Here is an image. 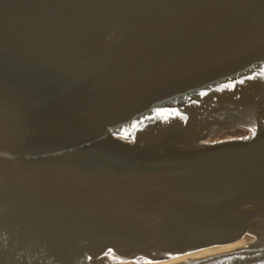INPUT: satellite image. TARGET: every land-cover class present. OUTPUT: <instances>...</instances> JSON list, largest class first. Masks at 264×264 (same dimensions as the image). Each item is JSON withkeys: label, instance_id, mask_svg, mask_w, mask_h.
Instances as JSON below:
<instances>
[{"label": "water", "instance_id": "95a60500", "mask_svg": "<svg viewBox=\"0 0 264 264\" xmlns=\"http://www.w3.org/2000/svg\"><path fill=\"white\" fill-rule=\"evenodd\" d=\"M0 264H264V0H0Z\"/></svg>", "mask_w": 264, "mask_h": 264}, {"label": "bare ground", "instance_id": "6f19581e", "mask_svg": "<svg viewBox=\"0 0 264 264\" xmlns=\"http://www.w3.org/2000/svg\"><path fill=\"white\" fill-rule=\"evenodd\" d=\"M249 244L250 243L226 247V248H209V249L197 251L194 253H190V255H191L193 260H201V259H205V258H210V257H215V256L227 254L229 252H233L235 250L243 248Z\"/></svg>", "mask_w": 264, "mask_h": 264}, {"label": "rangeland", "instance_id": "374dc122", "mask_svg": "<svg viewBox=\"0 0 264 264\" xmlns=\"http://www.w3.org/2000/svg\"><path fill=\"white\" fill-rule=\"evenodd\" d=\"M249 134H250L249 131H243V135H244V136H247V135H249ZM228 137H230V136H228ZM237 137H239V136H237Z\"/></svg>", "mask_w": 264, "mask_h": 264}]
</instances>
